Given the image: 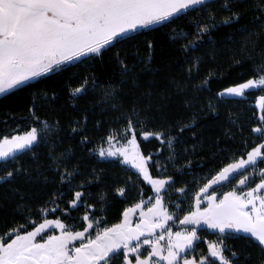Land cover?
Returning <instances> with one entry per match:
<instances>
[{
	"label": "snow or ice",
	"instance_id": "6c2138e0",
	"mask_svg": "<svg viewBox=\"0 0 264 264\" xmlns=\"http://www.w3.org/2000/svg\"><path fill=\"white\" fill-rule=\"evenodd\" d=\"M224 12L227 15L221 16ZM249 12L252 22L238 30L242 40L233 37L234 46L242 45L243 57L234 51L232 59L238 65L251 61V78L215 94L216 103L209 99L200 109L199 94L210 91L209 82L220 74L209 72L198 83L204 58L194 54L207 47L220 27H234ZM189 18L190 27L184 30L177 21ZM168 29L184 59L175 63L179 75L160 77V70L151 67L156 50L152 33ZM261 42L264 0H252L251 5L249 0H0V96L11 98L35 89L30 114L36 122L23 134L0 137V187L9 188L13 199L19 197L13 210V219L18 214L19 222L0 231V264H264ZM109 67L119 80H101L98 69ZM72 68L83 69V75H75L79 84L71 88L72 107L102 91L101 114L117 113L114 119L124 125L94 137L104 123L98 119L89 127L95 105L70 122L72 138L78 139L84 158L95 162V168L82 166L75 148L59 151L65 143L57 139L64 123L38 114L58 99L56 93L40 87L42 78L62 76ZM145 74L154 78L148 84L142 79ZM125 88L133 97L130 101ZM256 90L261 94L256 101L260 124L251 129L255 136L244 138L241 127L244 150L238 149L229 159L221 148L209 160L204 153L210 150L197 136L202 113L219 114L227 98H243ZM174 96L184 97L187 118H176L179 109L169 103ZM230 123L239 125V118H230ZM141 128L153 129L143 132V140H158L160 152L144 151L138 139ZM224 135L235 139L232 128ZM197 157L207 162L199 165L201 182L191 197L194 203L180 218L170 210L167 198L173 189L187 197L191 188L186 177L193 175ZM112 161L125 166L127 180L95 196L92 185L105 184L99 164ZM19 180L55 190L46 191L42 200L35 193L33 199H26L16 186ZM236 181L235 188L230 187ZM130 198L133 203L122 210L119 222H110L111 208ZM175 207L183 211L179 202ZM81 209L86 210L82 217L86 227L76 230L72 211ZM177 219L184 230L173 232L170 222ZM201 226L217 238L208 240L206 254L198 257ZM239 233L246 236L238 237ZM229 239L243 240L244 248L229 247Z\"/></svg>",
	"mask_w": 264,
	"mask_h": 264
},
{
	"label": "trees",
	"instance_id": "16d2710c",
	"mask_svg": "<svg viewBox=\"0 0 264 264\" xmlns=\"http://www.w3.org/2000/svg\"><path fill=\"white\" fill-rule=\"evenodd\" d=\"M252 0H249L251 5ZM221 16L227 15L226 12L221 13ZM190 20L177 21L179 25L183 27L184 30H187L190 27ZM253 20V16L249 14L245 15L242 21L236 24L234 27L222 26L220 27L210 38L207 47H203L199 53L194 54V58L202 56L204 58V64L200 73L201 81L209 73L219 72V78L215 77L210 81V91H205L199 94V108L203 109L206 102L211 99L213 103H216L215 94L224 90L227 87L234 86L240 82H243L251 78L253 74V63L249 60H245L242 65L236 64L232 59L233 52L235 51L238 57H243V53L240 51L242 48L241 44L233 45V37L236 41L239 42L242 40V37L238 34V30L243 31L244 26L250 24ZM180 30V29H177ZM174 33L171 29L154 31L152 36L156 40V50L154 54V63L152 64L153 69L160 70V77H166L170 75H179V71L175 67L177 61L182 62L184 57L180 51V45L173 44L170 40V35ZM214 42V44H213ZM261 46H264V42H261ZM251 50V49H250ZM254 56H258L256 52H253ZM215 56V60L212 57ZM83 75V69L72 68L71 71L65 72L64 75L58 77H44L42 80L44 83L40 84L42 89H47L49 93H56L58 99L53 101L51 106H47L44 109L39 111L41 119H47L53 121L56 118H59L64 123V128L60 136L57 139H63L65 141L63 148L59 151H64L69 147L75 148L76 158H83L82 166L86 167H97L95 162L89 161L85 157L84 151L81 150L78 144V139L72 138L71 128L69 127L70 122L73 119L82 118L79 113L85 112L86 110L94 109V115L91 117V123L89 124L90 128L95 126V122L98 119L103 120V131L93 132V136L98 138L105 135L111 131L112 127L122 128L124 125L119 123L114 119L118 114L111 111L101 114V109L99 107V100L102 96V91H98L94 96L88 97L86 100L78 101V107L73 108L72 102L69 97L71 95V88L79 84V80L75 79L77 73ZM101 80H107L112 78L114 80H119V77H112L113 68L109 67L107 69H98ZM160 77H156L157 80ZM144 84H148L154 78L151 75L145 74L143 77ZM71 81V82H70ZM38 83V82H34ZM196 87L195 84L190 86L191 89ZM141 91H147V89H142ZM35 92V89L27 92H21L19 95L12 96L11 98H6L0 96V137L4 135L11 134H23L26 130H29L31 126H34L36 123L31 114V98ZM125 96L130 101L133 97L130 94L129 88H125ZM141 92H136V95H140ZM259 90H256L255 93L247 94L246 97L236 98L229 97L227 98L220 106L219 114L217 113H202V118L199 119V128L197 130V136L200 138L203 147L206 150L204 155L211 159L212 155L219 152L221 148L226 149L225 158H231L233 152L244 150V145L241 140L240 128H243V137L248 138L250 134L255 136L254 133H251V129L260 124L259 122V110L256 107V101L258 100ZM184 97L183 96H174L170 103L172 109L179 111L176 112V118H187L189 115L188 110L183 106ZM239 118V125H232L230 123L231 119ZM232 128L233 133L235 134V139H229L224 133ZM145 130L152 131V128L144 129L141 128L138 130L139 135L138 139L141 141V146L146 153L154 154L160 152L162 145L158 140L144 141L143 132ZM188 139L192 140L191 134H187ZM219 141L217 144L216 142ZM258 142V141H257ZM216 145L213 148V145ZM91 151V149H87ZM164 156L166 153H160ZM207 161L199 157L196 158V163L193 165V175H188L186 177V183L191 188V191L187 194V197H184L182 194L177 192L175 189L169 193L168 202L170 210H175V205L177 202L180 203L182 209L190 204V198L193 193L196 192L200 184L201 169L199 165L205 164ZM30 160H25V167H28ZM99 167L104 170V179L105 184H94L92 185V192L95 196L107 189L111 190L113 183H123L127 180L124 168L125 166L120 165L116 161L110 163H100ZM159 167V166H158ZM133 171V170H132ZM204 176L208 175L207 171L203 172ZM238 181L234 182L230 187L236 186ZM21 192L26 193V199H33V193L36 194L35 198L45 199L44 193L54 191V187H49L44 189L40 185L33 187L32 185L24 183L23 180L17 181L16 185ZM228 189H225L227 191ZM133 196L136 195L135 192L132 193ZM150 195V193H149ZM19 197L13 199L12 192L7 187H0V231H3L5 227H11L14 223L19 222V216L17 214L16 219H13L14 208ZM94 202V201H93ZM133 200L130 198L126 203H117L111 210L108 212V219L110 222L115 223L119 222V219L122 218V210L131 206ZM70 207V206H68ZM84 209L79 211H72V223L75 224L76 230H83L86 227V222L82 223V217L85 214ZM52 218H56L53 216ZM201 236V243H198L200 246L196 251V255L199 257L203 254H206V243L208 240H215L217 234L212 231L201 230L199 232ZM238 237H245L246 234L239 233L236 234ZM229 247L235 246L236 248H244L243 240L237 241L229 239L226 241ZM255 255V250L247 249Z\"/></svg>",
	"mask_w": 264,
	"mask_h": 264
},
{
	"label": "rangeland",
	"instance_id": "374dc122",
	"mask_svg": "<svg viewBox=\"0 0 264 264\" xmlns=\"http://www.w3.org/2000/svg\"><path fill=\"white\" fill-rule=\"evenodd\" d=\"M236 98H241V97H236ZM133 171H134V170H133ZM233 188H235V186H234ZM190 200H191V201H190V204L188 205V206H190V207H185V208H183V211H182V212L177 211V209H175V210L172 209L171 211L176 212L177 215H178L180 218H182L183 215H186V214H187V212L191 209L192 204L194 203V201H193L191 198H190ZM181 208H182V207H181ZM170 224H172V228H171V230H172L173 232H178V231H182V230H184V226L181 225V224L179 223V219H177V220H175V221H171ZM201 230L212 231V230H210V229H207L205 226H201V228L198 229V234H199V232H200ZM201 241H202V240L198 241L197 243H201ZM205 243H206V246H207V241H205ZM199 248H200V247H199ZM199 248H198V249H199Z\"/></svg>",
	"mask_w": 264,
	"mask_h": 264
}]
</instances>
